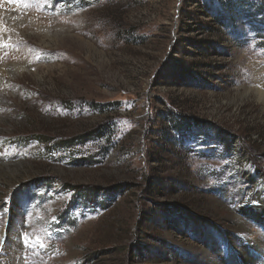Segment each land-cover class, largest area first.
Masks as SVG:
<instances>
[{"label": "rangeland", "instance_id": "rangeland-1", "mask_svg": "<svg viewBox=\"0 0 264 264\" xmlns=\"http://www.w3.org/2000/svg\"><path fill=\"white\" fill-rule=\"evenodd\" d=\"M262 12L0 0V264H264Z\"/></svg>", "mask_w": 264, "mask_h": 264}, {"label": "bare ground", "instance_id": "bare-ground-1", "mask_svg": "<svg viewBox=\"0 0 264 264\" xmlns=\"http://www.w3.org/2000/svg\"><path fill=\"white\" fill-rule=\"evenodd\" d=\"M0 20L4 24H8L10 27L14 28L15 31H17V32L20 31L21 35L24 32L23 28H26V26H32L34 24V22H32V23H30V25H26V22H24V20L27 21V19L19 17V16H15V15H6V14H2V13H0ZM2 37H5V36L2 35ZM14 39H17V37L16 36L10 37L6 40H14ZM22 75H23V73L20 72V69L13 64L12 65L4 64V65L0 66V83L2 81H4L5 78L8 76H9L10 80H14L16 77L18 78ZM1 89H2V85L0 84V90ZM260 95L264 98V90L262 91V93ZM9 168L10 167H5L3 164H0V174L5 172V170H9ZM12 168H16V167L14 166ZM249 171L251 174L253 173L252 170H249ZM262 204L264 205V198H262ZM260 211H264V209L252 208V211L250 209H248V213H246V214H249L250 217L252 218V220H254L255 222H258V224L264 228V212H260ZM261 214H262V216H261ZM236 218L232 217V222H234V225H237L238 227L243 226L242 228H244V230H245V228H246V227H244L245 225L242 224L241 221L237 220ZM242 241H246V240L242 239ZM248 244H251V243H248ZM255 247H257V245L254 243L250 246L251 249H253ZM261 247H262V250L264 252V246H261ZM247 250H249V249H247ZM228 252H230V250H228ZM235 254H237V253H235ZM222 256H225L224 258L227 257L226 255H222ZM224 258L222 259L221 264H225L227 262V260H225ZM261 258H262V255H261Z\"/></svg>", "mask_w": 264, "mask_h": 264}, {"label": "trees", "instance_id": "trees-1", "mask_svg": "<svg viewBox=\"0 0 264 264\" xmlns=\"http://www.w3.org/2000/svg\"><path fill=\"white\" fill-rule=\"evenodd\" d=\"M263 13V12H262ZM264 14V13H263ZM187 75H190V73L189 72H185ZM103 130H105V129H103ZM100 132H101V130H100ZM99 132V133H100ZM87 137H82V138H78V139H76L77 141H79L80 143H82V141L83 140H87L86 139ZM69 142H67V141H64V143H59L58 144V146L57 147H64V146H67L68 144H70L71 143V139L70 140H68ZM52 142V140L51 139H46L45 137H44V139H42L41 141H40V144H42V145H44L45 147H48V146H51V143ZM73 143H74V140L72 141ZM79 197L81 198V197H84V196H81V195H79Z\"/></svg>", "mask_w": 264, "mask_h": 264}]
</instances>
